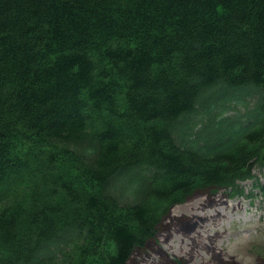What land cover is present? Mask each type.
Listing matches in <instances>:
<instances>
[{
	"label": "trees",
	"instance_id": "trees-1",
	"mask_svg": "<svg viewBox=\"0 0 264 264\" xmlns=\"http://www.w3.org/2000/svg\"><path fill=\"white\" fill-rule=\"evenodd\" d=\"M256 166L264 0H0V264H137Z\"/></svg>",
	"mask_w": 264,
	"mask_h": 264
},
{
	"label": "rangeland",
	"instance_id": "rangeland-1",
	"mask_svg": "<svg viewBox=\"0 0 264 264\" xmlns=\"http://www.w3.org/2000/svg\"><path fill=\"white\" fill-rule=\"evenodd\" d=\"M239 102L231 104V110L225 114L231 115L236 110L241 114L243 106ZM199 119L201 121L196 122L195 130L205 119L203 112L196 117V120ZM143 171L138 170V175L141 176ZM252 174L254 177H248L243 182L236 181L243 187L242 194L231 195L227 188L217 187L200 191V194L196 192L190 196L191 199L188 197L184 199L185 202L171 205V215H185L187 221L178 225L180 220H173L174 224H169L167 230L156 232L149 246L152 251H148L147 245L144 246L135 253L136 261L139 264H164L163 258L156 253L158 245L164 242L171 250L168 264H226L231 261L237 264H264V191L256 186V183L264 186V167H253ZM130 177L136 180L135 176ZM125 180L118 183L116 190L120 202L127 201L126 191H123ZM215 196L228 204L209 200ZM238 204L241 207L234 206ZM194 221L197 223L196 229L189 233L179 231L181 224ZM170 222V219L165 220V223Z\"/></svg>",
	"mask_w": 264,
	"mask_h": 264
},
{
	"label": "bare ground",
	"instance_id": "bare-ground-1",
	"mask_svg": "<svg viewBox=\"0 0 264 264\" xmlns=\"http://www.w3.org/2000/svg\"><path fill=\"white\" fill-rule=\"evenodd\" d=\"M209 197H211L209 194L207 195ZM209 200H211L212 202H216V201H220L224 204H228L226 201H224L222 198H218V197H213V198H209ZM235 207H241V205H234ZM173 217V216H172ZM175 218V217H173ZM191 219H193L191 217ZM196 226H197V223L194 222H191V225L187 224L186 226H181L179 228V231L182 232V233H189L190 231H192L193 229H196ZM159 235V234H158ZM159 238V237H158ZM158 249H159V253L162 254V255H165L166 257H169V251L170 250V246L166 245L164 242L160 243V245L158 246ZM236 264V263H234Z\"/></svg>",
	"mask_w": 264,
	"mask_h": 264
}]
</instances>
